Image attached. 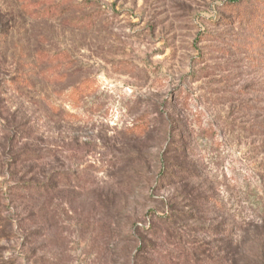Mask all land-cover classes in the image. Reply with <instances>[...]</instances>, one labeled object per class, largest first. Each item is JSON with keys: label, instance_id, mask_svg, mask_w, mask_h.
I'll use <instances>...</instances> for the list:
<instances>
[{"label": "rangeland", "instance_id": "374dc122", "mask_svg": "<svg viewBox=\"0 0 264 264\" xmlns=\"http://www.w3.org/2000/svg\"><path fill=\"white\" fill-rule=\"evenodd\" d=\"M263 251L264 0H0V264Z\"/></svg>", "mask_w": 264, "mask_h": 264}, {"label": "trees", "instance_id": "16d2710c", "mask_svg": "<svg viewBox=\"0 0 264 264\" xmlns=\"http://www.w3.org/2000/svg\"><path fill=\"white\" fill-rule=\"evenodd\" d=\"M246 3H249V2H253V1H256V0H244ZM30 186V185H29ZM29 191H33V187H27ZM35 191V189H34ZM236 253L235 251H232L230 254H229V257H232L233 255V258H234V262H239L240 260L238 258H236ZM238 254V253H237ZM251 254V253H250ZM245 256L248 257V253H245ZM252 258H256L258 260H260L261 262H264V251L261 253V256H259L258 254H251ZM248 264V263H246Z\"/></svg>", "mask_w": 264, "mask_h": 264}]
</instances>
